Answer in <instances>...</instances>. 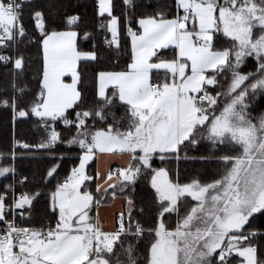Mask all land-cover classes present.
I'll return each instance as SVG.
<instances>
[{
    "label": "snow or ice",
    "instance_id": "6c2138e0",
    "mask_svg": "<svg viewBox=\"0 0 264 264\" xmlns=\"http://www.w3.org/2000/svg\"><path fill=\"white\" fill-rule=\"evenodd\" d=\"M0 264H264V0H0Z\"/></svg>",
    "mask_w": 264,
    "mask_h": 264
},
{
    "label": "crops",
    "instance_id": "0c3cea01",
    "mask_svg": "<svg viewBox=\"0 0 264 264\" xmlns=\"http://www.w3.org/2000/svg\"><path fill=\"white\" fill-rule=\"evenodd\" d=\"M116 207L118 208L119 207V204H117ZM105 214L110 216L111 215V211L108 210Z\"/></svg>",
    "mask_w": 264,
    "mask_h": 264
},
{
    "label": "trees",
    "instance_id": "16d2710c",
    "mask_svg": "<svg viewBox=\"0 0 264 264\" xmlns=\"http://www.w3.org/2000/svg\"><path fill=\"white\" fill-rule=\"evenodd\" d=\"M24 167L26 168L27 167V164H25ZM181 167H183V165Z\"/></svg>",
    "mask_w": 264,
    "mask_h": 264
}]
</instances>
